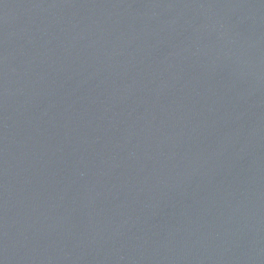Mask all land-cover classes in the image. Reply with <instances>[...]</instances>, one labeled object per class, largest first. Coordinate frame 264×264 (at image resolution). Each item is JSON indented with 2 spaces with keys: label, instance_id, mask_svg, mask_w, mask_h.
Segmentation results:
<instances>
[{
  "label": "water",
  "instance_id": "water-1",
  "mask_svg": "<svg viewBox=\"0 0 264 264\" xmlns=\"http://www.w3.org/2000/svg\"><path fill=\"white\" fill-rule=\"evenodd\" d=\"M0 264H264V0H0Z\"/></svg>",
  "mask_w": 264,
  "mask_h": 264
}]
</instances>
